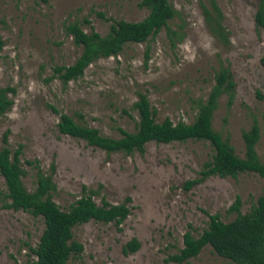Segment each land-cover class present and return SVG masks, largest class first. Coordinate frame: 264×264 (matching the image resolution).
Instances as JSON below:
<instances>
[{"label": "rangeland", "instance_id": "obj_1", "mask_svg": "<svg viewBox=\"0 0 264 264\" xmlns=\"http://www.w3.org/2000/svg\"><path fill=\"white\" fill-rule=\"evenodd\" d=\"M140 0H0V87L14 88L12 105L0 115V137L8 130L7 143L21 145V182L34 189L35 168L24 160H35L55 186L51 199L62 210L81 195V185L98 191L117 204L128 196L129 213L123 221L102 223L89 220L72 227V239L82 245L71 257L73 264H234L216 255L209 245L182 263L166 261L182 247V235L194 237L206 228L207 215L218 214L230 221L228 211L235 196L238 210L247 213L262 193L263 180L253 172L234 177L207 176L184 189L182 184L199 177L212 149L207 141L191 140L144 144L142 152L105 151L81 139L59 134L58 113L75 122L96 128L103 136L118 138L115 126L133 132L137 114L132 104L143 94L154 120L190 123L195 114L191 100H203L219 65L228 67L235 83L229 107L226 96L218 99L211 127L243 156L241 132L255 120L257 157H264V33L253 22L256 0H215L222 13L228 43L223 45L209 32L201 13L208 0H168L176 16L165 27L141 43H129L115 56L89 63L82 75L63 84L52 75L54 65H70L80 52L66 35L63 25L86 17L89 27L104 35L111 21H138L147 10ZM103 14V18L97 15ZM259 94L260 96H258ZM82 115L79 119L75 114ZM225 117V121L223 118ZM1 145V143H0ZM54 169L50 172V165ZM5 192L0 177V264H29L42 231L40 217L24 210L2 207ZM7 201V200H5ZM135 238L136 251L123 254L122 246Z\"/></svg>", "mask_w": 264, "mask_h": 264}, {"label": "trees", "instance_id": "obj_2", "mask_svg": "<svg viewBox=\"0 0 264 264\" xmlns=\"http://www.w3.org/2000/svg\"><path fill=\"white\" fill-rule=\"evenodd\" d=\"M35 1L45 3L47 0ZM138 5L147 10L146 15L138 21L113 20L103 18V14L97 13L101 18L111 21L108 32L104 35L92 27L84 31L82 24H89L86 17L80 22L74 20L65 23L63 25L65 34L71 37L72 43L80 48V52L72 64L54 65L52 75L45 80L49 81L55 76L65 84L82 75L84 68L93 60L115 56L125 45L141 43L161 27L166 28L168 36L176 37V32L167 26V22L177 14L168 0H140ZM201 13L211 35L223 45L227 44V31L222 25V13L215 0H208L207 6L201 4ZM253 22L256 30L264 33V0H256ZM2 47L3 40L0 36V50ZM259 64L264 71V56L259 58ZM14 91L10 86L0 87V115L12 105L11 96ZM234 91L235 83L230 70L224 65H219L213 74V83L206 97L203 100H191L196 111L190 123L181 121L172 123L167 117L156 122L154 110L150 108L146 97L139 93L131 106L137 114L135 130L126 132L115 126L119 133L118 138L103 136L96 128L79 124L71 116L58 113L54 106H47L53 113L58 114L55 128L59 134L81 139L87 145L97 147L106 153L121 152L127 155L134 151L142 152L144 144L149 141L157 143L187 139L207 141L212 149L211 158L203 162L202 168L198 171V178L182 184L184 189H189L210 175L234 177L242 172L256 173L264 183V157L260 160L254 149L258 138L255 120L252 119L249 128L241 132L244 149L242 157L235 155L227 139L211 127L212 114L218 107L219 97L224 94L225 105L229 107ZM75 115L79 119L82 117L80 113ZM7 134L6 129L0 137V177L5 188L1 205L4 208L27 211L33 217H40L43 224L35 247H29L34 255L29 264H73L68 260L81 252L82 245L72 239V227L89 220L113 222L118 225L129 213L126 204L130 198L126 196L122 202L110 204L101 197L97 204L93 196H96L98 191L81 185V195L67 209H60L51 199V192L55 189L51 175L44 174L35 160L23 161L36 169L34 189L31 192L25 189L21 182V177L25 173L20 161L21 145L9 148ZM53 169L54 166L51 164L50 172ZM238 207L239 198L235 196L227 209L234 211L235 216L228 222L221 221L218 214H208L206 228L196 237L189 231L184 232L182 247L177 253L168 255L165 260L182 263L195 257L203 246L209 245L216 255L234 264H264V186L249 212L240 213ZM138 247V241L131 238L122 246V252L129 254Z\"/></svg>", "mask_w": 264, "mask_h": 264}]
</instances>
